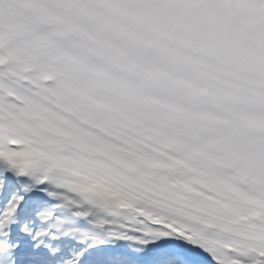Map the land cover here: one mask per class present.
Masks as SVG:
<instances>
[{
	"label": "snow or ice",
	"instance_id": "obj_1",
	"mask_svg": "<svg viewBox=\"0 0 264 264\" xmlns=\"http://www.w3.org/2000/svg\"><path fill=\"white\" fill-rule=\"evenodd\" d=\"M0 264H264V0H0Z\"/></svg>",
	"mask_w": 264,
	"mask_h": 264
}]
</instances>
